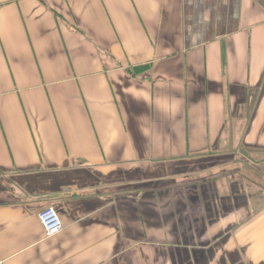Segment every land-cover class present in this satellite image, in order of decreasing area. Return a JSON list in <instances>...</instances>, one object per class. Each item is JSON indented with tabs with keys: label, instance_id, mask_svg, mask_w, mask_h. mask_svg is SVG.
<instances>
[{
	"label": "crops",
	"instance_id": "1",
	"mask_svg": "<svg viewBox=\"0 0 264 264\" xmlns=\"http://www.w3.org/2000/svg\"><path fill=\"white\" fill-rule=\"evenodd\" d=\"M241 165L264 0H0V264H264Z\"/></svg>",
	"mask_w": 264,
	"mask_h": 264
},
{
	"label": "built area",
	"instance_id": "2",
	"mask_svg": "<svg viewBox=\"0 0 264 264\" xmlns=\"http://www.w3.org/2000/svg\"><path fill=\"white\" fill-rule=\"evenodd\" d=\"M37 218L46 237L56 236L64 229L58 212L53 207H48L40 211L37 214Z\"/></svg>",
	"mask_w": 264,
	"mask_h": 264
},
{
	"label": "rangeland",
	"instance_id": "3",
	"mask_svg": "<svg viewBox=\"0 0 264 264\" xmlns=\"http://www.w3.org/2000/svg\"><path fill=\"white\" fill-rule=\"evenodd\" d=\"M254 156L252 153L248 154V156ZM238 169H240L239 173L242 175L243 178H245L247 182V186L250 187L252 192H261V199L262 202H264V179L262 178V174H254V170L247 165H241L238 166Z\"/></svg>",
	"mask_w": 264,
	"mask_h": 264
}]
</instances>
